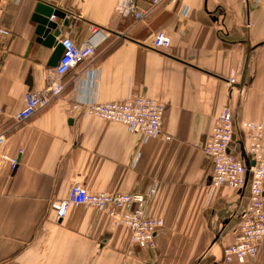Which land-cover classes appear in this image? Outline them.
<instances>
[{
  "label": "crops",
  "instance_id": "obj_1",
  "mask_svg": "<svg viewBox=\"0 0 264 264\" xmlns=\"http://www.w3.org/2000/svg\"><path fill=\"white\" fill-rule=\"evenodd\" d=\"M39 1L0 0V26L10 31L0 40V264H264V240L255 259L224 260L250 190L214 187L205 153L225 106L234 119L232 154L246 156L243 122L264 127V0L168 1L138 24L117 13L119 0H42L66 13L54 19L60 41L68 35L81 45L92 25L106 39L94 58L61 77L62 95L19 122L27 94L57 77L49 65L55 49L37 41ZM160 31L170 45L155 50ZM246 62L247 83L230 85L241 82ZM132 94L165 106L161 135L144 139L72 110L76 100L122 102ZM74 184L91 193L156 188L147 206L164 222L155 246L132 245L127 227L90 206H72L57 220L51 204Z\"/></svg>",
  "mask_w": 264,
  "mask_h": 264
},
{
  "label": "built area",
  "instance_id": "obj_2",
  "mask_svg": "<svg viewBox=\"0 0 264 264\" xmlns=\"http://www.w3.org/2000/svg\"><path fill=\"white\" fill-rule=\"evenodd\" d=\"M150 9H141L135 0H119L116 11L122 16H131L135 23L143 22L153 9L165 2L180 0H146ZM10 35V31L0 26V40ZM106 35L97 25L91 26V34L81 45H76L70 36L61 40L63 55L55 68L57 77L50 81L45 90L29 92L25 107L17 114L16 120L26 121L33 117L41 108L48 106L52 99L64 92L66 85L61 77L80 64L94 58L98 48L105 41ZM170 45V38L165 31L155 34L153 48L164 50ZM230 85L235 84L231 78ZM72 110L84 116H96L105 121L123 124L133 133L140 134L144 139L157 137L163 133L165 106L154 100L132 94L122 102H84L75 101ZM246 140V156L254 165L250 167V178L246 181L247 164L242 157L234 155L230 146L234 140V119L230 106H225L215 122L213 135L205 148V153L211 158L213 166L212 185L214 187H229L242 190L249 185V201L242 211L238 234L233 244L224 248L226 262L244 263L255 259L264 240V152L262 141L264 127L261 123L243 122L241 124ZM170 139V138H168ZM6 142V137L0 133V151ZM251 160V161H250ZM17 160H13V169ZM157 193L152 188L146 194L122 193H91L81 185L74 184L67 198L54 201L51 209L57 220L64 219L72 206H90L104 210L130 232L132 245L153 248L155 233L164 226V222L154 218L147 212V206Z\"/></svg>",
  "mask_w": 264,
  "mask_h": 264
},
{
  "label": "water",
  "instance_id": "obj_3",
  "mask_svg": "<svg viewBox=\"0 0 264 264\" xmlns=\"http://www.w3.org/2000/svg\"><path fill=\"white\" fill-rule=\"evenodd\" d=\"M65 17H66V13L62 11L60 8L42 0L38 2L35 13L33 15V21L37 24V28H36V34L38 36L37 41L43 44L45 47L55 49V52L49 63V65L52 67H57L64 51L61 41L58 39L61 35V30L58 27V23L54 19H64ZM247 62L241 82L237 84H233L236 88L242 89L243 86L247 83V71H248ZM242 157L247 160L244 153ZM251 165H254V162L249 164L247 161V169H248L246 175L247 182L249 181L250 178L249 171Z\"/></svg>",
  "mask_w": 264,
  "mask_h": 264
}]
</instances>
